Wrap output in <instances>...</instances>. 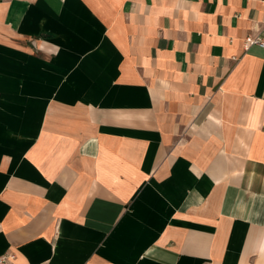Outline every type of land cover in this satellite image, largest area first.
<instances>
[{
    "label": "crops",
    "instance_id": "obj_1",
    "mask_svg": "<svg viewBox=\"0 0 264 264\" xmlns=\"http://www.w3.org/2000/svg\"><path fill=\"white\" fill-rule=\"evenodd\" d=\"M264 0H0V254L263 264Z\"/></svg>",
    "mask_w": 264,
    "mask_h": 264
},
{
    "label": "built area",
    "instance_id": "obj_2",
    "mask_svg": "<svg viewBox=\"0 0 264 264\" xmlns=\"http://www.w3.org/2000/svg\"><path fill=\"white\" fill-rule=\"evenodd\" d=\"M264 31V26L263 29ZM244 46L248 49L251 46L264 48V40L260 36L247 37L244 40ZM15 255L13 253L0 254V264H14Z\"/></svg>",
    "mask_w": 264,
    "mask_h": 264
},
{
    "label": "rangeland",
    "instance_id": "obj_3",
    "mask_svg": "<svg viewBox=\"0 0 264 264\" xmlns=\"http://www.w3.org/2000/svg\"><path fill=\"white\" fill-rule=\"evenodd\" d=\"M263 264H264V262H263Z\"/></svg>",
    "mask_w": 264,
    "mask_h": 264
}]
</instances>
